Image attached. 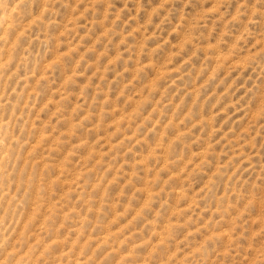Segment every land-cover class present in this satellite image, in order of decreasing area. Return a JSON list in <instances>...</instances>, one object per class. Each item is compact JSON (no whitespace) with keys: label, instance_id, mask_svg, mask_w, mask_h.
<instances>
[{"label":"rangeland","instance_id":"rangeland-1","mask_svg":"<svg viewBox=\"0 0 264 264\" xmlns=\"http://www.w3.org/2000/svg\"><path fill=\"white\" fill-rule=\"evenodd\" d=\"M262 247L264 0H0V264Z\"/></svg>","mask_w":264,"mask_h":264},{"label":"clouds","instance_id":"clouds-1","mask_svg":"<svg viewBox=\"0 0 264 264\" xmlns=\"http://www.w3.org/2000/svg\"><path fill=\"white\" fill-rule=\"evenodd\" d=\"M248 264H264V247L249 253Z\"/></svg>","mask_w":264,"mask_h":264}]
</instances>
